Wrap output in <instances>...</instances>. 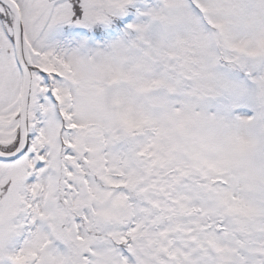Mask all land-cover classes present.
<instances>
[{
  "label": "snow or ice",
  "instance_id": "6c2138e0",
  "mask_svg": "<svg viewBox=\"0 0 264 264\" xmlns=\"http://www.w3.org/2000/svg\"><path fill=\"white\" fill-rule=\"evenodd\" d=\"M0 264H264V0H0Z\"/></svg>",
  "mask_w": 264,
  "mask_h": 264
}]
</instances>
